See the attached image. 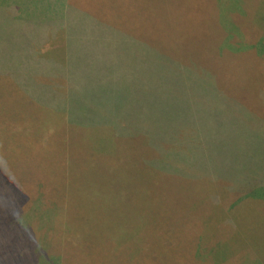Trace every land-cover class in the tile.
Here are the masks:
<instances>
[{
	"label": "rangeland",
	"instance_id": "obj_1",
	"mask_svg": "<svg viewBox=\"0 0 264 264\" xmlns=\"http://www.w3.org/2000/svg\"><path fill=\"white\" fill-rule=\"evenodd\" d=\"M131 1L124 0L131 8L123 12L130 29L143 37L150 31L151 46L194 62L202 84L212 79L209 85L234 96L253 117L235 109L239 125L208 126L213 119L201 137L174 120V139L182 144L163 142L166 151H157V145L145 149L142 138L118 137L105 121L90 119L92 114L83 126H69L58 115L27 105L20 93L10 97L11 86L0 78V204L10 209L21 201L34 203L31 214L16 213L33 225L16 251L26 250L34 264H264V0ZM58 33L42 49L65 59L66 31ZM122 44L117 38L106 41L107 56L117 57L121 50L125 55L130 47ZM105 66L110 74L121 65ZM38 81L55 83L62 96L69 90L62 75ZM128 81L119 82L129 89L136 85ZM149 103L156 105L155 99ZM216 111L221 120L226 110ZM155 119L144 117L140 125L159 127ZM190 136L200 144L210 141L205 149L210 162L191 169L193 174L180 169V156H192L185 146ZM238 139L246 142L242 149ZM171 148L181 152L171 154ZM37 186L47 190L39 199L31 194ZM8 219L5 230L12 232ZM13 227L17 237L27 233L23 221ZM7 233L9 239L13 233Z\"/></svg>",
	"mask_w": 264,
	"mask_h": 264
},
{
	"label": "trees",
	"instance_id": "obj_2",
	"mask_svg": "<svg viewBox=\"0 0 264 264\" xmlns=\"http://www.w3.org/2000/svg\"><path fill=\"white\" fill-rule=\"evenodd\" d=\"M111 1L113 5L107 2L105 6H101L89 4L87 0H12L9 3L7 0H0V78H6L11 86L10 97L20 93L21 99L27 105L44 108L52 112L54 118H57V115L61 117L65 124H70L69 126H83L85 119L90 116L87 113L92 114L90 119L105 121L118 137L142 138L148 142L144 144L145 149H154L153 145H157V151L165 150L163 142L173 145L175 142L182 144L180 140L174 139L177 138V129L172 131L174 120L179 121L182 128L191 129L195 137H201L208 134V131L200 132L208 126H222L229 121L233 123L236 121L239 125L241 119L236 117L238 113L235 109L242 111L241 113L248 118L253 117L246 112L247 107L234 96H228L224 91L218 90L220 88L217 85H209L212 79H203L205 83L202 84L201 75L194 62L189 60L192 64H188L180 57L169 56L165 49L160 52L158 48L161 46L157 48V45L155 48V45H148L150 31L148 37H143L139 29H130L128 27L130 22L123 16V12L126 8L130 10L131 0L126 4L124 0ZM62 30L66 31L68 37L65 59L39 54L38 49ZM99 37L104 41L97 40ZM115 38L122 40L121 48H124L125 43L129 45L130 48L125 55H123L124 50H121L120 56H107L109 49L105 47L106 41ZM90 41L96 42L92 44L89 43ZM76 51L81 52L82 56L76 57ZM84 55L87 56L84 58ZM252 57L262 56L259 54L256 57L253 54ZM110 62L121 65L112 70L111 75L106 72L105 66ZM205 72L207 77L211 76L207 71ZM52 75H62L67 78L69 90L66 95L62 96L58 93L53 86L56 85L55 83L38 81L39 76ZM121 77L124 81L129 80L128 84L135 82L136 85L131 86L130 89L123 86L119 82ZM172 84H185L186 88L174 87ZM211 90L218 92V97L210 94ZM152 99L156 101L155 106L149 103ZM140 100L145 102V106L139 107ZM214 106L216 107L213 108ZM219 106L226 110L220 116L221 120L216 117V109ZM231 114L234 117H231ZM144 117L156 118L159 127L150 130L147 127L143 128L144 124L141 120ZM213 119L215 120L212 123L205 126ZM260 132H264V125ZM162 136L167 137L162 139ZM186 137L181 140H185ZM190 137L192 140H185V146L190 149L192 156L184 158L181 155L183 168L176 165L175 167H179L182 171L187 169V173L193 174L191 169H203L210 162L205 151L207 146L210 147V141L206 139L200 144L197 139L193 140V136ZM243 139L248 141L249 137L243 135ZM245 143L240 139L236 142L240 149ZM197 149L198 152L195 151ZM176 150L181 152L180 148H171L169 153H179ZM201 174L206 176V173L201 172ZM39 186L31 192L38 199L42 192L45 194L47 191L46 187L42 192L37 190L41 189ZM33 204L21 201L13 206L10 204V209L0 204V218H4L3 222H0L3 227L1 231L4 232H0V264H34V257L28 258L26 250L16 251L20 239L27 237L33 229L30 219H22L16 213L21 214L23 210L31 209ZM32 211L33 209L26 211L25 214H31ZM9 217L13 222L9 224L12 232L7 231L13 235L6 239L5 227L8 226ZM22 221L27 233L17 237V230L13 225H18ZM51 228L46 229L51 230ZM19 259L23 261L16 263Z\"/></svg>",
	"mask_w": 264,
	"mask_h": 264
},
{
	"label": "crops",
	"instance_id": "obj_3",
	"mask_svg": "<svg viewBox=\"0 0 264 264\" xmlns=\"http://www.w3.org/2000/svg\"><path fill=\"white\" fill-rule=\"evenodd\" d=\"M11 1H12V0H7V3L11 2ZM67 38H68V37L66 36V40H67ZM51 40H53V39H52V38L48 39V41H51ZM46 43H48V42H46ZM44 44H45V43H44ZM44 44H43V46H44ZM147 44H148V45H151V42H149V40H148ZM43 46H42V48H43ZM42 48H41V49H40V48L38 49L39 54H40V53H45V52L43 51ZM53 50L55 51L56 48H53Z\"/></svg>",
	"mask_w": 264,
	"mask_h": 264
}]
</instances>
